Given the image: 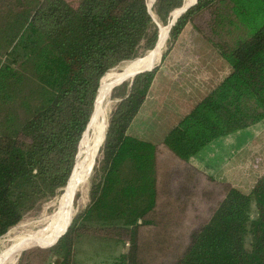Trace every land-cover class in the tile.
<instances>
[{
	"label": "trees",
	"instance_id": "obj_1",
	"mask_svg": "<svg viewBox=\"0 0 264 264\" xmlns=\"http://www.w3.org/2000/svg\"><path fill=\"white\" fill-rule=\"evenodd\" d=\"M183 3L156 0L159 21L167 24ZM186 24L212 43L231 73L163 139L161 145L185 163L213 140L264 119V0H197L171 27L170 44ZM233 32L232 42L213 38ZM157 35L147 0H81L75 8L65 0L0 5V238L40 200L69 185L101 79L139 57L142 48L151 50ZM156 70L135 76L111 115L102 180L91 188L90 205L56 242L57 264H71L78 223L127 236L130 254L112 264H138V230L154 225L153 218L198 220L195 230L176 231L190 234V247L198 236L208 238L199 243L200 259L183 255L175 264H264V176L249 195H234L209 177L205 192L187 177L158 183L157 147L126 135ZM221 193L226 195L218 202ZM199 198L208 200L206 210L194 202ZM174 234L157 230L163 248Z\"/></svg>",
	"mask_w": 264,
	"mask_h": 264
},
{
	"label": "crops",
	"instance_id": "obj_2",
	"mask_svg": "<svg viewBox=\"0 0 264 264\" xmlns=\"http://www.w3.org/2000/svg\"><path fill=\"white\" fill-rule=\"evenodd\" d=\"M230 73V66L220 54L186 24L157 67L146 98L126 131L127 136L157 147L158 183L162 178L181 183L187 177L197 179L198 186L194 185H202L205 192L209 177L226 184L234 195H249L257 180L264 176V119L213 140L187 163L161 145L179 121ZM225 195L221 193L218 202ZM194 202L206 204L208 200L204 198L201 202L199 198ZM206 206L202 208L206 210Z\"/></svg>",
	"mask_w": 264,
	"mask_h": 264
},
{
	"label": "rangeland",
	"instance_id": "obj_3",
	"mask_svg": "<svg viewBox=\"0 0 264 264\" xmlns=\"http://www.w3.org/2000/svg\"><path fill=\"white\" fill-rule=\"evenodd\" d=\"M65 1L69 5L75 8L77 7V5L79 4L81 0H65ZM184 2L186 1L184 0ZM5 4H7V0H0V5H5ZM183 6H184V3H183ZM147 7H148V11L150 15L153 18L154 24L158 30L157 41H156V44H157L160 29L165 26L167 27L168 24L171 23V21H173L172 16H174L173 15L174 12L170 13V16L168 17L169 20L167 19L166 21L167 24L164 25L159 21L156 15V10H157L156 0H147ZM191 26L194 28V30L198 34H200V32H198L197 29L193 25ZM207 30L210 31V28L207 27ZM235 34H236L235 32L229 33V34L225 33L221 35V38H218V37H213V38L217 42H223V41L232 42L233 41L232 39L236 37ZM169 39L170 37H167V41L162 50L161 58L157 63H155L156 67H158L160 63L162 62V56L164 54L165 56L168 55V53L171 51V49L174 47L177 41L176 39L172 44H170L171 42ZM204 40L206 39L204 38ZM206 42H208L213 47V49L216 50V48H214V46L212 45V43H210V41L206 40ZM155 47L156 46H154L148 52L147 50H145V48H142L139 51V57L133 60H130L128 62H124L120 64L119 66H116L114 69L110 70L108 73H111V72L121 73L123 69L128 67L134 61L145 57ZM130 80L124 81L119 86H117L118 84H116L115 85L116 87L114 86L115 88L114 87L110 88L111 86L110 83H105L102 86V91L106 92V94L103 97L100 105L102 109H106L105 117L103 120V122L106 123V130L108 128L111 115L113 114V112L116 110L119 103L122 101V99L125 98V95L129 91ZM95 110H96V106H95ZM95 110H94V113H95ZM94 113L88 123L86 131H84L85 134H84L83 139L81 138L82 143L79 142L80 145L78 144L77 155L75 158L76 162H74L75 163L74 167L79 161H81V158H82L81 154L86 150L87 146L90 144V142L92 141L94 137L95 131L93 129V124H92ZM20 116H22L21 113H20ZM103 145H104V141L94 160V166L92 167V170L89 174V177L87 179L83 192L82 193L77 192L74 195L73 209L75 212H73L71 217L68 219V223H66V228L64 229V231L65 230L67 231L69 226L72 224L73 219L75 217L80 216L90 205L91 188L97 185L98 183H100L102 180V177H103V154H102ZM209 185H212V184H208V187L210 189L211 186ZM65 187L62 190H59L54 197H48V198L40 200L35 205L33 210L26 213L24 217L22 218V220L16 226L9 229L6 232V234H4L0 238V259L6 254L10 242L15 237H17V235L24 234V233H31L47 225L45 224V221H47L49 218L54 216L58 212V210L60 209V207L62 206L64 202ZM209 199L210 197H208V200ZM152 220L154 222V225L147 226V227L146 226L140 227V229L138 230L137 256H136L138 264H175L177 259L183 255H185L186 258H189V259H200V256L204 255L201 248H199V243L202 241L206 242L208 240V238L205 235L198 236L199 242L197 243V245L194 244L193 246L190 247V244H189L190 234H186V235L180 234L179 235V232H176L177 230L179 231L189 230V229L195 230L199 226L198 220L196 221L194 219H185V218L180 219V220L176 218L167 219V222L165 221V219L159 220V218H153ZM204 221H207V219H204ZM160 222H163V223L161 224ZM58 225H59L58 222L54 223L53 225L54 230L55 229L57 230ZM161 227L169 228V230L175 231L174 236H172L173 240H169L170 246L168 248L167 247L163 248L162 244L158 241L159 236L157 235V230ZM185 228H188V229H185ZM63 232L55 233L54 236L52 238H49L47 241L34 245L32 248L33 249L35 248L37 250H33L25 254L22 258H21L22 256V253H21L20 257H18L19 259H18V262H16V264H57L58 258L53 253V250H54L56 241L58 240V238L61 236ZM63 234H65V232ZM45 242L46 244H43ZM172 243H173V248H172ZM40 244H43V245H40ZM72 244L73 245H72L71 264H112L120 256H127L128 254H130L131 246H132L129 238L125 235H122L121 237H119L114 232L100 230V229H93V228H88V227L84 228V226L79 225V223L76 225L75 232L72 235ZM210 254L214 255L215 253L211 251Z\"/></svg>",
	"mask_w": 264,
	"mask_h": 264
},
{
	"label": "bare ground",
	"instance_id": "obj_4",
	"mask_svg": "<svg viewBox=\"0 0 264 264\" xmlns=\"http://www.w3.org/2000/svg\"><path fill=\"white\" fill-rule=\"evenodd\" d=\"M194 1L195 0H186L184 7L176 11L172 20L176 19L177 16L180 15V13L185 8L192 5ZM169 30H170L169 26L167 27L165 26L160 29L159 38L156 47L152 51H150L145 57L134 61L130 65L128 64L129 66L123 69L121 73H116V72L107 73L101 79L100 87H99V95L97 99L98 102L96 105V110L92 121L93 129L95 131L94 137L93 139L91 138L92 141L87 146L86 150L81 154L82 156L81 161H79L74 167V170L71 175L70 183L65 189L64 202L62 206L54 216L52 217L50 216L51 218L45 221V224L47 225H45L44 227L31 233H24L17 235V237H15L10 242L6 254L0 259V264H16V262H18L19 259L18 257H20L21 253H23L26 249L31 248L38 243L47 241L49 238H52L55 233L64 231V229L66 228V223H68V219L71 217L72 213L75 212L73 209L74 195L77 192L80 193L83 192L89 174L92 170V167L94 166V160L104 141L106 123H104L103 120L105 117L106 109H102L100 104L106 92L102 91V86L105 83H110L111 84L110 88H112L116 84H119L122 80L125 81L130 80L135 73L154 67L155 63H157L161 58L162 50L167 41ZM55 222H58L59 224L57 230L56 229L54 230L53 228ZM64 232H66V230Z\"/></svg>",
	"mask_w": 264,
	"mask_h": 264
},
{
	"label": "water",
	"instance_id": "obj_5",
	"mask_svg": "<svg viewBox=\"0 0 264 264\" xmlns=\"http://www.w3.org/2000/svg\"><path fill=\"white\" fill-rule=\"evenodd\" d=\"M196 1H197V0H195L194 3H193L192 5H190V6H188L187 8H185V9L180 13V15L177 16L176 19H174L173 21H171V23H170V25H169L170 29H171L172 26H174V24L176 23L177 19H178L182 14H184V13H185L190 7H192L193 5L196 4ZM169 31H170V30H169ZM155 46H156V45H155ZM153 69H154V67H151L150 69H145V70H142V71H140V72L135 73V74L132 76L131 80H130V86H131L132 80H133V78H134L135 76H137V75H139V74H141V73H144V72H150V71L153 70ZM124 81H125V80H122L117 86L121 85ZM115 87H116V86H115ZM115 87H114V88H115ZM86 128H87V127H86ZM104 137H105V136H104ZM63 235H64V234H62V235L58 238V240H59ZM58 240H57V241H58ZM57 241H56V242H57Z\"/></svg>",
	"mask_w": 264,
	"mask_h": 264
}]
</instances>
